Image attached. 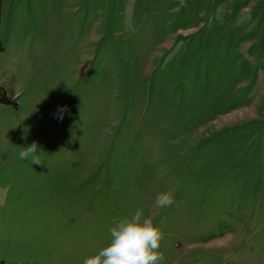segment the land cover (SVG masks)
I'll return each mask as SVG.
<instances>
[{
	"label": "rangeland",
	"instance_id": "obj_1",
	"mask_svg": "<svg viewBox=\"0 0 264 264\" xmlns=\"http://www.w3.org/2000/svg\"><path fill=\"white\" fill-rule=\"evenodd\" d=\"M0 263L264 264V0H1Z\"/></svg>",
	"mask_w": 264,
	"mask_h": 264
},
{
	"label": "trees",
	"instance_id": "obj_2",
	"mask_svg": "<svg viewBox=\"0 0 264 264\" xmlns=\"http://www.w3.org/2000/svg\"><path fill=\"white\" fill-rule=\"evenodd\" d=\"M0 9H1V0H0ZM12 100L6 95L5 90L0 87V104H11ZM3 264V263H0Z\"/></svg>",
	"mask_w": 264,
	"mask_h": 264
}]
</instances>
